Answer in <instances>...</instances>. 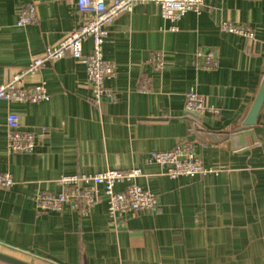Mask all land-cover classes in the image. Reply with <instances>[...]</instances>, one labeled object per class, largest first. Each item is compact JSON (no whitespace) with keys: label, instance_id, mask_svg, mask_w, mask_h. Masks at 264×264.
Instances as JSON below:
<instances>
[{"label":"crops","instance_id":"obj_1","mask_svg":"<svg viewBox=\"0 0 264 264\" xmlns=\"http://www.w3.org/2000/svg\"><path fill=\"white\" fill-rule=\"evenodd\" d=\"M28 4L37 19L19 27ZM226 22L256 39L224 31ZM81 23L76 0H0V86ZM108 30L104 57L116 75L99 107L85 66L70 55L27 81L44 83L49 101L0 102V173L15 182L0 190V252L31 264H264V105L257 124L240 131L264 79V0H204L200 14L175 23L159 6L139 5ZM91 51L89 40L83 52ZM210 51L217 65L206 69L199 55ZM153 53L164 56L163 69L150 62ZM191 92L220 116L188 114ZM10 113L35 134L33 153L8 152ZM184 141L196 144L208 174L172 179L148 162ZM131 170L141 172L134 183L159 197L156 213L115 221L105 200L87 216L37 207L39 193L62 191L63 177Z\"/></svg>","mask_w":264,"mask_h":264},{"label":"built area","instance_id":"obj_2","mask_svg":"<svg viewBox=\"0 0 264 264\" xmlns=\"http://www.w3.org/2000/svg\"><path fill=\"white\" fill-rule=\"evenodd\" d=\"M154 4L160 7L162 16L177 22L187 13L200 14L204 7V0H76V8L82 18L78 29L58 45L49 46L41 57L34 58L31 64L13 74L10 81L0 86V102L36 104L50 100L44 83L28 85V79L36 76L47 64L59 61L70 55L75 61L86 68L87 82L92 91L91 102L99 107L105 97L110 94L106 88V81L116 75V65L104 57V46L107 43L109 28L116 20L125 14H131L139 5ZM37 11L34 4L23 6L19 11L17 25L24 27L35 22ZM222 29L228 33L255 40V32L246 27L233 23H223ZM92 41V51L86 55L83 44ZM203 62L201 66L213 69L217 65L214 51L206 55L200 54ZM150 62L156 70L165 67L164 56L153 53ZM149 81L140 83V90L146 92ZM185 110L197 118L206 113L215 119L220 116L218 109L206 106L203 96L191 92L186 96ZM8 152L10 154H31L37 148L36 136L32 132L21 131L19 117L10 113L7 117ZM151 164H157L167 171L172 179L196 175H206L210 172L196 153V144L184 141L173 150L153 152L148 158ZM141 175L139 170L126 172L107 171L97 175H75L60 179L58 184L62 191L58 194L41 192L36 196L37 207L40 212L61 213L70 208L82 216H87L92 209L104 200L107 204L108 216L115 221H126L128 217H139L154 214L160 207L159 197L145 190L134 180ZM126 183L123 191H116V185ZM15 182L10 174L0 173V190H9ZM102 191V193H101Z\"/></svg>","mask_w":264,"mask_h":264},{"label":"water","instance_id":"obj_3","mask_svg":"<svg viewBox=\"0 0 264 264\" xmlns=\"http://www.w3.org/2000/svg\"><path fill=\"white\" fill-rule=\"evenodd\" d=\"M263 105H264V79L262 81V84H261L259 93L256 97V100L246 120L243 123L242 129H240L241 132H247L248 128H252L257 124V120H258V117L260 115ZM0 262L5 263V264H31V263H28L18 258L12 257L2 252H0Z\"/></svg>","mask_w":264,"mask_h":264}]
</instances>
